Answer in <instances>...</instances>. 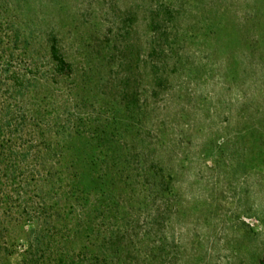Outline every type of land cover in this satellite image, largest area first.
<instances>
[{
	"label": "trees",
	"instance_id": "obj_1",
	"mask_svg": "<svg viewBox=\"0 0 264 264\" xmlns=\"http://www.w3.org/2000/svg\"><path fill=\"white\" fill-rule=\"evenodd\" d=\"M46 9L44 0H0V139L13 143L8 177L23 192L31 264H115L124 251L137 250L128 246L133 236L141 264H182L192 238L176 234L174 221L184 218L180 172L191 159L168 154L192 147L200 168L215 171L222 159L233 166L235 153L248 146L261 150L263 162L264 119L200 145L187 123L178 127L179 141L153 138L167 128L151 114L182 65L173 2H158L144 15V43L131 40L132 25L110 31L109 43L90 56L113 71L99 77L93 60L84 68L69 52L56 25L34 23L33 13ZM202 29L215 44L216 25ZM9 164L0 160L6 172ZM250 212L247 218L264 227V209L253 204ZM240 224L234 228L242 239L261 233Z\"/></svg>",
	"mask_w": 264,
	"mask_h": 264
},
{
	"label": "rangeland",
	"instance_id": "obj_2",
	"mask_svg": "<svg viewBox=\"0 0 264 264\" xmlns=\"http://www.w3.org/2000/svg\"><path fill=\"white\" fill-rule=\"evenodd\" d=\"M44 1L47 9L44 15L33 13L34 23L42 27L45 22L56 25L69 52L84 68L93 60V75L99 77L113 73L107 64L105 68L102 61L93 59L98 56L100 45L109 43L110 31L132 25L131 40L144 43L148 39L144 15L156 3L167 0ZM170 1L179 11L177 28L183 58L178 72L170 79L172 89L167 97L159 96L158 108L151 114L154 122L165 123L167 128L164 134L155 133L153 138L172 137L179 141L182 133L178 127L187 123L200 145L203 140L226 138L244 121L264 119V0ZM254 15L257 19H252ZM209 24L217 27L215 44L201 35L202 27ZM89 65L93 67V63ZM99 90L106 92L104 88ZM102 93L99 95L106 99ZM170 127L175 129L174 135ZM0 142V160L10 163L9 172L0 166V264H31L30 225L23 192L8 177L14 172L13 143L7 139ZM262 147L264 150V144ZM186 149L185 145L172 147L168 154L191 159L180 172V187L186 199L184 218L179 223L174 221L176 234L192 238L184 250L182 264H257L260 258L264 260V227L246 216L253 204L264 209V157L263 162H257L261 150L247 146L235 153L233 166L229 159H222L218 169L206 171L200 168L197 152L192 147L190 151ZM192 175L199 176L192 181ZM240 221L261 233L242 239L234 228L241 225ZM140 226L136 223L137 229ZM137 240L133 236L128 244L137 250L124 251L115 264L140 263ZM78 242L76 237L72 245L77 246ZM172 253L182 252L176 249Z\"/></svg>",
	"mask_w": 264,
	"mask_h": 264
}]
</instances>
